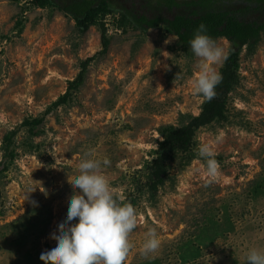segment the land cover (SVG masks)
I'll return each mask as SVG.
<instances>
[{
  "label": "rangeland",
  "instance_id": "rangeland-1",
  "mask_svg": "<svg viewBox=\"0 0 264 264\" xmlns=\"http://www.w3.org/2000/svg\"><path fill=\"white\" fill-rule=\"evenodd\" d=\"M119 19L118 12L104 19V52L101 25L83 31L52 6L0 0V163L7 167L0 264H44L39 257L55 243L50 233L66 216L82 159H107L114 198L137 211L124 264H247L250 249H264V34L241 51L226 119L201 128L192 150L173 156L167 182L153 193L147 167L165 129L187 125L207 102L192 87L200 58L165 27L143 33ZM216 42L229 57L231 43ZM93 57L84 83L57 104ZM225 62L212 67L221 74ZM205 143L220 166L211 184L198 157ZM152 227L160 247L145 256Z\"/></svg>",
  "mask_w": 264,
  "mask_h": 264
},
{
  "label": "trees",
  "instance_id": "trees-1",
  "mask_svg": "<svg viewBox=\"0 0 264 264\" xmlns=\"http://www.w3.org/2000/svg\"><path fill=\"white\" fill-rule=\"evenodd\" d=\"M39 7L52 6L72 17L83 31L101 25L104 52L110 45L104 19L118 12L119 26L130 27L143 33L165 27L178 37L184 51H191L192 40L200 24L206 26V34L215 41L227 39L232 52L222 70V81L216 87V95L207 100L199 116L179 128H166L164 142L157 158L148 165L147 186L157 193L167 182L169 161L177 152H189L195 145L197 132L216 121L226 119V103L232 90L239 84L240 54L245 46H256L264 34V0H34ZM103 52V53H104ZM95 57L83 64L78 78L71 83L67 94L57 104L65 103L71 96V88L84 83L86 70ZM40 121H37V123ZM10 135L5 138V143ZM13 158L12 155H10ZM0 163V180L7 171ZM1 185V183H0Z\"/></svg>",
  "mask_w": 264,
  "mask_h": 264
},
{
  "label": "clouds",
  "instance_id": "clouds-1",
  "mask_svg": "<svg viewBox=\"0 0 264 264\" xmlns=\"http://www.w3.org/2000/svg\"><path fill=\"white\" fill-rule=\"evenodd\" d=\"M200 24L192 40V53L200 58V70L192 81L194 94L212 100L222 75L212 66L228 59V53L206 34ZM173 39L169 37L165 43ZM211 143L198 147V157L206 163L207 183L220 177V166ZM55 158V164H59ZM107 159H82L78 174L71 180L73 194L68 198L66 216L57 222V230L50 233L55 243L44 250L40 260L44 264H124L131 248L129 234L136 228L137 211L131 203L120 204L114 198L110 182L103 173ZM35 203V202H33ZM78 220V223H72ZM143 254L156 252L160 239L155 227L145 234ZM247 264H264V249L252 248Z\"/></svg>",
  "mask_w": 264,
  "mask_h": 264
}]
</instances>
